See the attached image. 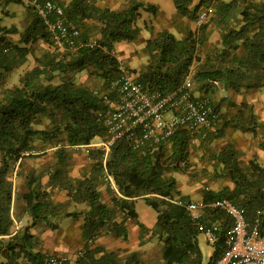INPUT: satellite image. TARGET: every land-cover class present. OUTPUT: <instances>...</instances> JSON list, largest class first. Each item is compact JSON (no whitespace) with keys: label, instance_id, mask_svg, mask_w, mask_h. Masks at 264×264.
Wrapping results in <instances>:
<instances>
[{"label":"trees","instance_id":"16d2710c","mask_svg":"<svg viewBox=\"0 0 264 264\" xmlns=\"http://www.w3.org/2000/svg\"><path fill=\"white\" fill-rule=\"evenodd\" d=\"M37 1L43 5L47 0ZM52 1L64 9L62 17L80 31L73 46L61 47L55 42L31 0H0V89L4 77L14 76L37 44L49 45L35 58L36 65L18 73V82L0 96V264H44L47 258L59 256L44 250L34 229L56 231L61 228L57 218L66 214L83 218L84 246L76 259L69 258L65 264H149L139 251L122 255L97 244L103 235L129 239V221L137 218L139 198L158 213L155 231L163 242L162 264H205L199 242L202 231L186 208L173 201L179 197L192 200L182 193L176 176L188 173L196 156L187 129L176 130L160 143L147 141L139 149L127 135L116 140L108 155L98 145L110 136L106 117L118 100L111 85L122 74L124 63L116 48L140 38L143 28L137 20L144 9L154 12L155 8L141 0H124V7L116 9L98 0ZM174 1L180 15L190 21H198L203 9L212 8L213 13L196 30L189 27L182 31L181 37L170 29L160 30L145 43L147 61L143 67L132 71L124 64L127 71L145 89L164 94L192 76L195 98H209L219 114L218 131L202 128L198 135L205 148L229 130L257 134L264 126L252 104L242 102L236 104V111L224 113L211 90L224 86L239 95L264 90V1L200 0L196 5L194 0ZM13 3L27 9L23 28L3 24L14 14L10 9ZM50 19L54 21L56 16ZM212 26L220 30L221 46L206 57L208 63L198 67ZM84 72L88 79L80 81L79 74ZM89 78L98 79V86L91 85ZM137 130L136 135L141 136L143 131ZM76 149L88 151V164L80 171L73 165ZM49 152L55 165L44 173L26 167L30 159ZM210 158L215 172L229 178L233 186L206 190L205 202L229 198L246 210L251 224L260 220L264 235V166L257 159L246 163L231 145ZM14 175L25 177L24 183L16 187ZM44 176L48 177L46 183ZM108 176L113 177L117 191ZM104 187L114 194L111 202L104 200ZM56 190L64 192L68 200H56ZM80 206L83 209L79 210ZM216 212L230 222L227 227L232 225L225 212ZM16 220L23 222L18 230ZM140 226L144 241L148 229ZM225 248L221 239L208 262H215Z\"/></svg>","mask_w":264,"mask_h":264},{"label":"built area","instance_id":"2783aa9c","mask_svg":"<svg viewBox=\"0 0 264 264\" xmlns=\"http://www.w3.org/2000/svg\"><path fill=\"white\" fill-rule=\"evenodd\" d=\"M31 1L37 5L39 13L54 35L55 42L61 47L73 46L74 37L80 31L73 23L62 17L64 9L52 0H47L43 5L37 0ZM212 13V8L203 9L198 24L200 25ZM51 15H55L56 20L52 21ZM121 69L122 74L111 85L118 100L112 103L114 109L108 111L106 117L110 136L98 144L106 150V155L117 139L127 135L134 138V147L139 149L147 141L160 143L180 128L187 129L193 144L199 141L198 135L202 128H206L208 132L218 131L219 114L209 98H195L192 76L188 75L175 91L164 94L159 90L145 89L135 75L127 71L124 64ZM137 129L143 131L141 136L136 135ZM107 180L117 191L113 177L108 176ZM207 191L211 189L207 187ZM173 201L186 208L212 245L221 240V226L215 222L205 221L203 211L208 208L222 210L232 220V225L226 231L224 252L215 262L206 264H264V235L261 232L260 220L256 219L251 224L244 208L229 198L216 199L208 203L204 199L192 201L181 197ZM15 225L18 230L23 226V222L16 220ZM69 260V257L64 255L52 256L47 258L44 264H65Z\"/></svg>","mask_w":264,"mask_h":264},{"label":"rangeland","instance_id":"374dc122","mask_svg":"<svg viewBox=\"0 0 264 264\" xmlns=\"http://www.w3.org/2000/svg\"><path fill=\"white\" fill-rule=\"evenodd\" d=\"M98 3L101 5L105 6H110L112 8H123L124 7V0H98ZM10 9L14 12L11 17H6L3 21V24L8 25V24H15V25H21L22 19L24 18V15L27 11L26 7L19 5V4H11ZM165 18V17H164ZM138 25H140L142 29V36L133 43H127L123 42L122 46L120 47L119 44L116 48V53L118 57L123 61V63L128 67L129 70H139L143 65L146 63L147 58L145 57V51H144V45L146 41H144L142 38L143 37H154L156 34L162 30V29H170L173 32H175L178 36H183L182 31H185L187 28H192L196 30L199 27L198 21H190L189 19L186 18V20H178L177 18H174L172 20H165L163 18L160 19H140L138 21ZM151 28L150 30H148ZM220 30L212 26L211 28V33H210V38L208 44L201 49L202 53V59L199 61L198 67L200 65L203 66V63H208L206 60V57H208L211 54H214L217 49L221 46L220 43ZM94 36H98V31L94 29ZM121 44V43H120ZM49 47L48 44L46 43H40L36 45V48L31 51L30 55L28 56L27 61L25 64L21 66L19 70L16 71V74L14 76H9L6 75L4 77L3 86L0 89V96L2 95L3 91L8 88L13 86L16 82H18V76L17 74L20 72H25L27 69H31L36 65L35 58L42 54L45 49ZM123 50H126V53H123ZM46 51V50H45ZM195 69L193 71V75L195 74ZM23 75V73H22ZM21 77V76H20ZM79 80L81 81H86L88 79V73L84 72L82 74H79ZM91 85L97 84L98 79H90ZM58 81V79H57ZM56 81V82H57ZM197 88H199V85H196ZM253 94H259L261 96L260 91H253L251 92V95ZM234 92L232 90L227 89L226 87H222L221 89H216L213 88L211 90V96L215 97L217 101L219 102V107L221 111H223V108L225 109V105L227 101H230L233 96ZM238 99V98H237ZM259 111L263 112L264 111V104L262 101L259 99ZM231 104V102H230ZM236 105V104H235ZM233 111L227 109V113H231ZM259 112V113H260ZM225 113V112H224ZM260 120V119H259ZM261 121V120H260ZM234 130H229L226 132V135L220 139H215L211 145L207 146V148L203 147L201 144L200 140L192 145L193 151L195 153V157L192 159L191 162V168L188 173H176L177 179L179 181V187L181 191H185L189 193V196L192 198L194 201H198L200 192L206 191L207 187L212 188L215 186L216 181H214L213 178V173L217 171L215 168L214 163L211 161V156L213 153L222 150L225 148L229 141L231 140L228 135H230V132ZM235 132V131H234ZM246 141V139H245ZM214 151V152H213ZM52 153L49 152L48 154L43 155L39 159L32 160L30 159L26 164L27 168H36L37 173H44V170L46 168H49L50 166L55 165V160L53 156L51 155ZM88 151L84 149H76L74 150L73 153V165L75 166V171H80L82 168H85V166L88 164ZM43 171V172H42ZM13 176V175H12ZM45 178V176H44ZM15 186L21 185L25 181V177H22L20 179L19 176H15L12 178ZM187 195V194H186ZM114 194L112 192H109L107 190V187L103 188V197L104 200L111 202L112 197ZM84 206L78 207V209H83ZM135 210L137 212V217L138 221L141 222L143 227L145 229H148V231L153 235L151 238H153L151 241H148L146 244H141L140 243V228L138 226H135L136 224L132 221H129L131 224L130 227L133 230V227L137 229L136 234L131 235L132 241L134 246L135 243H137V247L141 253L142 259L146 260L149 264H162V247H163V242L160 240V238L157 236V231H155L156 224H157V211L153 206L148 205L143 198H139L136 200V206ZM29 217H27V221H29ZM65 220L64 217L57 218V220ZM30 222V221H29ZM155 231V233H154ZM149 233V235H150ZM77 236V235H76ZM75 236V237H76ZM130 240V239H129ZM129 240L125 239H119V238H113L112 236H107L101 238L99 242L101 244H105L108 246L109 249H118V250H124L122 252H126L129 250L123 249V246L129 245ZM199 241L202 250L205 253V256L208 257L209 254L214 250V245L210 244L207 239L205 234L202 232L199 235ZM103 242V243H102ZM76 247H80V244L77 245ZM82 247V246H81Z\"/></svg>","mask_w":264,"mask_h":264},{"label":"crops","instance_id":"0c3cea01","mask_svg":"<svg viewBox=\"0 0 264 264\" xmlns=\"http://www.w3.org/2000/svg\"><path fill=\"white\" fill-rule=\"evenodd\" d=\"M141 1L146 6L154 7L155 10H154V12L153 11L151 12V11H146L144 9L141 12V17L137 20V24H138V21H140V19H147V18H149V19L163 18L167 21L172 20L174 18H177L179 21L180 20H186V18H187V17H182L180 15V13H179L176 5H175L174 0H141ZM199 1L200 0H194L193 5H196ZM225 1H230V0H225ZM24 24H25V22L22 21L21 25H18V26L23 28ZM182 33H184V32H182ZM142 35L143 34L141 32L140 36H142ZM149 38L150 37H147V38L143 37L142 39L147 42V40H149ZM119 46L122 47L125 45H122V43H121V44H119ZM123 53H126V50H123ZM260 92H261V94H260L261 96H259V94L258 95L253 94V96H252L251 93H244V94H240V95L235 94L230 101L226 102V105L224 106L225 109L223 108L222 112H227V109L234 112L237 109V105H235V104H241L242 102H248V103L252 104V106L255 108V111H256L259 119L261 120V121L260 120L259 121L264 126V111L260 112L259 108H258V106H259L258 100L259 99L264 104V90L260 91ZM230 102H231V104H230ZM228 137L231 139L229 141L228 145H231L232 147H234L239 152L240 157L243 161L248 163L251 159H257L259 161V163L262 166H264V127H260L258 129L257 134L244 133L241 131H235V132L231 131L230 135H228ZM245 139H246V141H245ZM36 174H40V173L36 172ZM213 174L214 175H213L212 179L214 181H216V184L214 187L211 188L212 191H219L222 188H224L225 186H231V187L233 186V182L230 181L229 178H224L223 176L218 175L216 172ZM43 181H44V183H46L48 181V177L45 176V178H43ZM55 193H57L56 194V200H58V201L68 200V196H66V194L64 192H62V191L59 192V190H56ZM182 193L184 195L187 194L189 196L188 192L183 191ZM204 195H205V191H203V192L201 191L198 200H203ZM61 217H64L65 220L60 219L58 221V223L61 227L58 230L53 231V230H48V229H44V228H36V229H34V231L38 232L40 234V236L43 240V248H44V250L48 251V253L57 252L60 255L68 256L70 259L74 260V259H76L78 254L81 252V250H83V246H84L83 240L81 238V230H80V226L82 224L83 218L82 217L78 218L75 215H71V214L70 215L66 214V215L61 216ZM61 217H59V218H61ZM203 217H204L205 221L215 222L221 226V232H222L221 233V239L225 240L226 231L228 228L227 226L230 222H228L226 220V218H224V217H219L217 215L216 210L210 209V208L203 211ZM130 221L134 222L136 224L135 226H138L140 228L141 238L139 240H140L141 244H146L148 241H151L153 239V238H151V236L153 237V235H151V233L148 231L147 234L145 235V238L143 241V239H142V233H143L142 229L143 228L140 226L141 222L138 221V217L135 220H130ZM134 223L129 222V231H130L129 232V234H130L129 239L130 240L129 239L128 240H129L130 244L125 246V247L123 246V249L129 248L128 251L122 252V251H124L122 249L121 250H118V249L112 250V249H109L108 246H106L103 242H102L103 244H101L99 242V240L101 238L104 239V237H107L110 235H103L102 237H100L98 239L97 244L101 245L105 249V251H118L122 255H125V254L127 255L133 251H139V249L137 247V243H135V246L133 244H131V243H133V241L131 240L132 239L131 235L136 234V232H137V229L135 227H133V230L130 227V225L134 224ZM139 223H140V225H139ZM149 233H150V235H149ZM113 238H117V237H113ZM119 239L121 240L122 238H119ZM206 239H207V237H206ZM207 241H208V239H207ZM79 244H80V247H76ZM162 249H163V247H162ZM214 250H215V245H214ZM214 250L209 254L208 257L205 256V253L202 250L203 254H204L205 264L208 263V260L213 255ZM161 253H162V250H161ZM144 261H146V260H144ZM151 264H153V263H151Z\"/></svg>","mask_w":264,"mask_h":264}]
</instances>
